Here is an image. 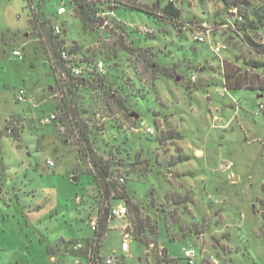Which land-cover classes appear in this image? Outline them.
<instances>
[{"label": "rangeland", "instance_id": "1", "mask_svg": "<svg viewBox=\"0 0 264 264\" xmlns=\"http://www.w3.org/2000/svg\"><path fill=\"white\" fill-rule=\"evenodd\" d=\"M228 1L239 6L176 0L179 22L122 7L164 0L100 1L88 8L104 25L84 26L73 1L44 0L38 14L36 0H0V264H75L61 244L92 237L94 160L124 178L146 224L144 242L130 238L124 251L123 227L132 224L114 217L103 257L186 264L183 249L191 247L193 264H264V92L249 89L264 86V54L245 42L264 44V0ZM33 13L64 26L62 41L91 72L72 92L55 79ZM238 13L253 24L241 35L230 23ZM192 22L214 28L205 42L193 39ZM68 101L87 125L91 151L66 121H44Z\"/></svg>", "mask_w": 264, "mask_h": 264}, {"label": "trees", "instance_id": "2", "mask_svg": "<svg viewBox=\"0 0 264 264\" xmlns=\"http://www.w3.org/2000/svg\"><path fill=\"white\" fill-rule=\"evenodd\" d=\"M44 0H36L35 7L39 11V3L43 2ZM76 2L78 4L79 8V18L81 22L84 24V26L88 24H96L99 26L104 25L103 20H96L92 14L89 13L88 5L96 4V3H107L109 7V4L115 5L118 4L117 0H69V2ZM165 4L162 7H154L151 9L146 8V6H142L140 4H129V3H123L122 7L130 10H136L143 13L148 14L149 16H156L160 19H168L175 22H179L180 20V10L175 6L176 0H164ZM224 5L229 8L238 7V2H229L228 0H222ZM27 4L31 6L33 4V0H26ZM31 4V5H30ZM34 12V10L32 9ZM39 14V12H38ZM38 14L33 13V19L32 23L34 26H37L38 29V36L41 40H44L46 42L48 51H50L52 54L49 58V64L50 68L55 76V79L57 83H59L60 87L62 85H66L69 88V92H72L73 90L77 89L80 85L84 84L86 82L87 78L86 76L90 75L91 72L88 71L86 68V62H81L75 60L74 56V47H67V44H65L62 41V34L64 32V26L62 24L58 25L52 22L50 24V17L40 20L38 17ZM57 14V12H56ZM58 15V14H57ZM247 22H249V25H253L250 20H248V17L245 15L238 13L235 18L234 22L231 23V27L234 30V32L237 35H241V32L247 29ZM51 25L50 30L43 31L42 27L43 25ZM60 27V31H55V26ZM191 29L193 30V33L195 31L203 30L205 31L206 28L202 26V23L198 22H192L187 24ZM209 26V25H208ZM139 29V28H138ZM214 28L209 26V31H213ZM139 32H147L148 30L140 28L138 30ZM194 39V38H193ZM195 41L202 43L205 41H199L197 39H194ZM246 44L256 51L258 54H264V44H259L251 40L250 38L245 39ZM65 51L67 57L62 56V52ZM79 65L82 67V72L80 74H74L71 71L72 66ZM96 70L98 72H101L98 70L97 65L95 66ZM164 74L169 75L168 68H164ZM194 74L196 76V79L192 81L190 79V76ZM186 81L188 83L194 84L197 80V74L196 72L192 73ZM234 79V78H233ZM241 88L235 87L234 89H227L225 87V90H238ZM250 90L254 91H260L264 92V86H260L257 88L251 87ZM65 101V100H64ZM65 112L59 113L57 116H55L56 121L63 120L67 122V126H71L73 129H76V136L80 140L78 143L82 147L83 150L91 151V146L89 142V134L86 123L82 120V118L79 116L78 111L74 106H72V102L68 101L67 104H65ZM133 112V111H132ZM131 113V112H130ZM136 113V112H135ZM80 150V149H79ZM95 170L93 172L91 171V175L93 176V180L95 182V185L97 187V193H98V202L96 205L95 213L92 214L96 218V226L92 228L93 234L92 237L87 238L85 240H79V239H65L62 240V247L65 248L66 252H69L74 257V263L80 264L81 262H85L86 264H106L104 262V257L101 255V245L102 240L109 229V222L114 217L110 215V209L113 206L111 201L114 199L119 200V202H122L125 204L127 208L126 215L129 218L130 223L132 224V228H128V231L130 232L131 239H137L143 241L144 234V228L146 227L145 220L140 216L139 214V207L133 202L131 197L126 192V188L123 185L124 178L122 176H117L113 178V172L110 171V167L108 163H98V161H93ZM123 178V181L121 182L119 178ZM81 196V201H82ZM178 203V202H177ZM262 219L264 221V214L262 213ZM146 236V235H145ZM78 242L82 243L81 248H74V245ZM144 242V241H143ZM116 258V257H115ZM164 261H166V258H162ZM186 264H189V262L183 257ZM193 264V263H192Z\"/></svg>", "mask_w": 264, "mask_h": 264}, {"label": "built area", "instance_id": "3", "mask_svg": "<svg viewBox=\"0 0 264 264\" xmlns=\"http://www.w3.org/2000/svg\"><path fill=\"white\" fill-rule=\"evenodd\" d=\"M64 11H65V8L63 6H59L57 8V11L56 12H57L58 15H60ZM202 26L204 28H206L205 31H203V30L195 31V33L193 35V38L194 39H197L199 41H205V33L209 32V26L207 24L202 23ZM141 28L142 29H145L143 27H141ZM55 31L56 32H59L60 31V27L58 25L55 26ZM212 48H213V50L215 52H220L222 49L225 48V45L224 44H221V43H217V44L213 45ZM14 54L15 55H18L19 54V51L15 50L14 51ZM61 54H62V56L64 58L67 57L65 51H63ZM97 68H98L99 71H103L104 70L103 69V66H102V62H98L97 63ZM71 71L74 74H80L82 72V67L79 66V65L72 66ZM190 79L192 81H194L196 79V76L194 74H192L190 76ZM22 93H23V91L20 90L19 91V95H18V99H22L23 98ZM54 119H55V114L52 113L49 116H47L44 121L45 122H49V121L54 120ZM146 130L152 132V128H150V127H147ZM48 164L51 165V166H54V162L51 161V160H48ZM221 167L222 168L223 167L228 168L229 167V164H226L225 166L221 165ZM119 180L122 182L123 181V178L121 177V178H119ZM75 200H76V202L79 203L81 201V196H78L77 195L75 197ZM126 213H127V208H126V206H125L124 203H120V204H117L116 206H112L111 209H110V215L113 216V217H115V218L124 217V216H126ZM89 223H90L91 228H94L96 226V218H95L94 215H91L89 217ZM121 236H122V249L124 251H126L127 250L128 243H129L128 240H130L131 235H130V232L127 230V228H125V226L123 227V231H122V235ZM81 246H82V243L81 242H78V243H76L74 245V248L78 249V248H81ZM183 257L189 262V264H192V263H194V260H195V257H196V252L191 247L184 248L183 249ZM104 262L106 264H115L116 263L115 256H113L111 254L105 256L104 257Z\"/></svg>", "mask_w": 264, "mask_h": 264}, {"label": "water", "instance_id": "4", "mask_svg": "<svg viewBox=\"0 0 264 264\" xmlns=\"http://www.w3.org/2000/svg\"><path fill=\"white\" fill-rule=\"evenodd\" d=\"M180 79V77L178 76L177 78H176V80H179ZM130 116H132V117H136L137 116V113H135V112H131L130 113ZM162 254L164 255V256H166V254H167V252H166V249H162Z\"/></svg>", "mask_w": 264, "mask_h": 264}, {"label": "crops", "instance_id": "5", "mask_svg": "<svg viewBox=\"0 0 264 264\" xmlns=\"http://www.w3.org/2000/svg\"><path fill=\"white\" fill-rule=\"evenodd\" d=\"M261 96H262V95H259V97H261ZM119 204H120V202H119ZM94 213H95V211H94ZM111 221H112V219L110 220V222H111ZM110 222H109V223H110ZM115 227H116V226H115Z\"/></svg>", "mask_w": 264, "mask_h": 264}]
</instances>
